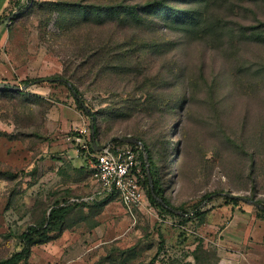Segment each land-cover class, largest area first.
Returning <instances> with one entry per match:
<instances>
[{"label":"rangeland","instance_id":"1","mask_svg":"<svg viewBox=\"0 0 264 264\" xmlns=\"http://www.w3.org/2000/svg\"><path fill=\"white\" fill-rule=\"evenodd\" d=\"M65 2L134 7L141 20L65 32L74 18ZM158 2L173 11H144ZM1 24L0 84L12 88L0 92V260L69 207L21 264L205 263L202 247L214 245L202 225L227 206L222 194L264 203V0H24ZM93 118L100 145L135 138L149 147L162 196L188 215L153 205L150 184L136 218L99 195L86 152L68 141Z\"/></svg>","mask_w":264,"mask_h":264},{"label":"trees","instance_id":"2","mask_svg":"<svg viewBox=\"0 0 264 264\" xmlns=\"http://www.w3.org/2000/svg\"><path fill=\"white\" fill-rule=\"evenodd\" d=\"M155 8V9H153ZM63 9V12L67 14H73L74 18L69 20L64 24L63 30L65 32L70 31L72 28L79 27L83 24H95V25H104L106 24V20H120L123 23L125 21H130L131 22H138L141 20V17L139 15V11L134 8V7H127V6H120L119 8L117 7H108V8H98L96 5L93 7L90 6H85L83 4H77V2H65L63 5H60V10ZM134 10V11H133ZM145 12H150V11H159L160 15L169 13L173 11L171 7L168 5L158 2V4H153L149 5L144 9ZM83 14V19L84 21L82 22H77V15ZM16 19V18H14ZM82 19V20H83ZM91 19H94L91 21ZM177 20L181 21V16H178L176 18ZM2 20H0L1 24ZM73 23V24H72ZM41 80H26L23 82L25 86H31L36 83H38ZM64 84L69 88L68 84H71L73 89L78 93L79 95V100L77 97L74 96L76 99V103L78 105V109L83 110L84 106L80 102V91L76 87V85L70 80L66 79L64 80ZM10 88H5V89H0V92H8ZM70 89V88H69ZM71 90V89H70ZM72 91V90H71ZM73 93V92H72ZM90 115V114H88ZM94 120V128H95V133L94 135L91 136V141L93 143V146L91 147V151L95 152V147L94 144L97 145V147H105L102 146L98 143V136H97V130H96V121ZM138 140V139H137ZM142 143V152L147 156L148 158V163L145 160L144 154H142V169L146 173V179L143 182L144 186L149 187V184L152 186L151 191H148V197L151 200L152 204L155 205L156 207L160 208L161 210L171 214L172 216L179 217V218H184L185 215H188L186 213L179 214V212H175V210L170 206V203L162 196V190L160 187V182H159V174L161 173V167L159 166L158 163L154 161V158L152 156V152L150 151L149 147L139 139ZM112 146H124V145H129L131 146L134 150L136 151H141V148L139 145L136 144H126L123 143L119 140V138H115L111 141ZM150 177L152 178V182L150 181ZM157 183V186L155 185ZM116 197L115 195L111 196V198ZM210 196L206 197L209 198ZM117 198V197H116ZM205 199V200H206ZM254 201V200H253ZM226 204L225 205H239L241 202L233 199L226 198L225 199ZM259 204L264 206L263 202L256 201ZM69 207H60L57 209H53L52 212L50 213L48 222L46 226L43 227H34L30 228L27 232L23 233L20 237V243L22 245V249L19 252L14 253L11 257L0 260V264H21L23 262H27L32 254V248L35 245L45 243L50 239V234L54 229H59L61 225L64 223L66 216L69 213ZM178 211V210H177ZM263 213L262 218L264 219V210H261ZM203 213L201 212H195L194 216L195 217H203ZM150 264H153L151 262Z\"/></svg>","mask_w":264,"mask_h":264},{"label":"crops","instance_id":"3","mask_svg":"<svg viewBox=\"0 0 264 264\" xmlns=\"http://www.w3.org/2000/svg\"><path fill=\"white\" fill-rule=\"evenodd\" d=\"M21 2L24 0H0V20L16 11ZM5 24H0V31ZM202 230L214 246L202 247L201 253L207 258L200 264H264V219L253 212L220 207L207 214ZM196 261L188 259L182 264Z\"/></svg>","mask_w":264,"mask_h":264},{"label":"built area","instance_id":"4","mask_svg":"<svg viewBox=\"0 0 264 264\" xmlns=\"http://www.w3.org/2000/svg\"><path fill=\"white\" fill-rule=\"evenodd\" d=\"M75 133L68 141L86 152L92 178L99 187V195H115L126 213L136 218V212L147 200L143 183L146 173L142 169L141 151H136L129 145H107L101 152H92L91 127L82 125L75 129Z\"/></svg>","mask_w":264,"mask_h":264},{"label":"water","instance_id":"5","mask_svg":"<svg viewBox=\"0 0 264 264\" xmlns=\"http://www.w3.org/2000/svg\"><path fill=\"white\" fill-rule=\"evenodd\" d=\"M49 81H53V80H49ZM61 81L64 82V80H61ZM68 86L72 90L74 96L77 97V99L79 100V95L73 89L72 85L71 84H68ZM5 88H10L11 89L12 87L9 84H0V89H5ZM17 90H19V89H17ZM84 108H85L86 112H88V110L86 109V106H84ZM91 127H92V129H91L92 130V135H94V133H95L94 124H92ZM119 140L121 142H123V143H126V144H136V145L142 146L141 141H139V140H137L135 138H119ZM94 147H95V151L96 152H101L104 149V147H100V148L97 147L96 144H94ZM145 160L148 163V158H147L146 155H145ZM150 181L152 182V178L151 177H150ZM222 196L227 197L229 199H233V200H237V201L246 203L248 205H253V206H255V207H257V208H259L261 210H264V206L263 205L259 204L256 201H253L251 199L245 198L243 196L235 195V194H232V193H223ZM175 212H178V211L175 210Z\"/></svg>","mask_w":264,"mask_h":264}]
</instances>
